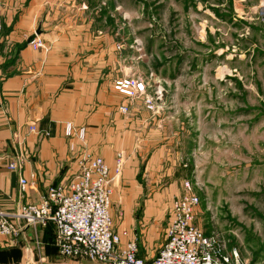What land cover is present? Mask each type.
<instances>
[{"label":"rangeland","instance_id":"1","mask_svg":"<svg viewBox=\"0 0 264 264\" xmlns=\"http://www.w3.org/2000/svg\"><path fill=\"white\" fill-rule=\"evenodd\" d=\"M34 1L33 39L77 36L78 59L92 55L120 103L114 128L129 135L113 139V167L119 153L124 161L112 210L131 194L139 225L121 231L124 244L134 239L154 258L189 181L195 225L240 264H264V21L232 0ZM123 79L144 91L121 94ZM146 207L160 213L145 220ZM113 218L119 225L124 211Z\"/></svg>","mask_w":264,"mask_h":264},{"label":"crops","instance_id":"2","mask_svg":"<svg viewBox=\"0 0 264 264\" xmlns=\"http://www.w3.org/2000/svg\"><path fill=\"white\" fill-rule=\"evenodd\" d=\"M228 1L219 0V6ZM231 2L236 10L256 14L257 20L260 17L264 21V0ZM35 4L34 0H0V210L9 213H17L24 204L39 203L50 187L67 184L78 170L77 157L84 148L113 167V139L116 134L120 139L129 135L114 128L119 102L112 97L114 91L109 83L91 69L93 62L88 60L92 55L85 64L78 59L81 48L78 49L77 36L72 40L41 36L48 51L29 46L36 33ZM89 37L91 43L98 40L96 36ZM68 124L75 132L86 129L85 146L77 138L67 137ZM31 126L36 127L35 132H30ZM19 148L26 155L23 175L31 184L24 192L19 173L7 169L9 156ZM119 181L115 180V189ZM124 193L120 204H115L113 210L111 207L112 217L116 210L124 211L119 225L113 218L117 232L139 229L135 197ZM150 210L160 213L146 207L145 220L154 217ZM13 225L18 236H0V264H96L61 256L52 222L47 226H26L14 220ZM165 240L166 230L155 256ZM146 253L139 247L140 257L150 259L151 251Z\"/></svg>","mask_w":264,"mask_h":264},{"label":"built area","instance_id":"3","mask_svg":"<svg viewBox=\"0 0 264 264\" xmlns=\"http://www.w3.org/2000/svg\"><path fill=\"white\" fill-rule=\"evenodd\" d=\"M29 46L34 50H49L40 37L32 39ZM115 89L133 97L145 87L141 82L123 79L115 83ZM35 131L36 127L31 126L30 132ZM66 135L77 138L85 146V128L75 132L68 124ZM8 160L7 169L19 173L24 192L31 185L23 175L24 150L19 148ZM123 161V154L119 153L112 167L103 157L84 148L77 157L78 170L67 184L50 187L39 203L24 204L17 213L0 210V236H18L14 220L26 226H47L52 222L57 230L59 253L69 259H87L98 264H240L237 252L229 255L222 240L206 235L195 225L200 199L189 181L185 182L186 193L173 204L165 244L157 256L140 257L134 239L123 244L127 232L115 230L111 214L114 182L121 176Z\"/></svg>","mask_w":264,"mask_h":264},{"label":"trees","instance_id":"4","mask_svg":"<svg viewBox=\"0 0 264 264\" xmlns=\"http://www.w3.org/2000/svg\"><path fill=\"white\" fill-rule=\"evenodd\" d=\"M32 39H33V38H32ZM32 39H31V40H32ZM31 40H29V42H30ZM28 44H29V43H28Z\"/></svg>","mask_w":264,"mask_h":264},{"label":"water","instance_id":"5","mask_svg":"<svg viewBox=\"0 0 264 264\" xmlns=\"http://www.w3.org/2000/svg\"><path fill=\"white\" fill-rule=\"evenodd\" d=\"M38 34H40V32H38Z\"/></svg>","mask_w":264,"mask_h":264}]
</instances>
